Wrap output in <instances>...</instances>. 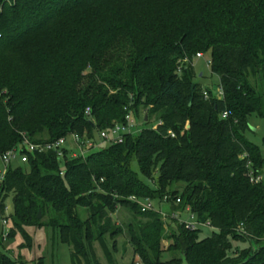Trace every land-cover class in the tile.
Returning <instances> with one entry per match:
<instances>
[{
  "label": "trees",
  "instance_id": "obj_1",
  "mask_svg": "<svg viewBox=\"0 0 264 264\" xmlns=\"http://www.w3.org/2000/svg\"><path fill=\"white\" fill-rule=\"evenodd\" d=\"M202 53L222 98H206L195 81ZM140 108L145 129L122 144L63 161L33 153L25 169L10 168L0 191V213L14 203L8 237L51 227L72 247V264H100L97 244L115 264L107 235L124 233L112 217L121 207L142 264H264V176L248 178L262 175L264 157L245 136L251 114L264 118V0H0V155L22 133L97 143ZM167 186L170 217L189 209L210 237L173 217L168 235L159 211L131 201L159 202ZM167 239L176 244L163 250ZM165 252L183 259L164 262Z\"/></svg>",
  "mask_w": 264,
  "mask_h": 264
},
{
  "label": "rangeland",
  "instance_id": "obj_2",
  "mask_svg": "<svg viewBox=\"0 0 264 264\" xmlns=\"http://www.w3.org/2000/svg\"><path fill=\"white\" fill-rule=\"evenodd\" d=\"M198 55V54H197ZM194 58L193 64L196 72L195 81L200 83L205 91L210 92L213 96H218L219 90V77L211 72L209 62H211L210 53L203 54L204 58ZM185 63L180 62L179 70ZM180 72V71H179ZM146 112L143 108H140L138 115L134 114L136 119V128L133 131L134 136H138L144 129L146 120ZM249 129L246 131V138L249 142L256 145L262 152L264 157V118L253 113L248 118ZM150 128L157 127L156 122H152L149 126ZM105 146V145H103ZM71 147V144H69ZM99 149H93L91 153H97ZM21 151V149H19ZM90 153V152H89ZM90 153V154H91ZM13 168L22 166L26 168L25 164L20 163L19 159L13 161ZM133 168L137 171L138 164L136 161L133 162ZM5 169V164L2 161L0 155V176ZM264 176V167L261 169ZM151 186L155 185V182H149ZM173 186H167L166 194H164L163 199L159 202L156 200H151L156 210L164 213L163 222L165 223L166 232L170 235L171 226H175L176 221L170 217V205L166 203V198L170 197L171 188ZM178 189H182L183 185H177ZM173 189V188H172ZM143 202V201H142ZM159 207H158V205ZM5 213H0V256L9 259L13 264H72L71 253L72 247L66 243H63L60 238V232L58 229L51 227H26L24 232H18L13 238L8 237L3 241L4 234H9L12 228L10 221L8 225L4 226V220L11 217L14 214V203L13 198L10 197L5 201ZM177 215V221L179 223H195L196 218L192 219L191 213L188 211L175 213ZM128 212L119 207L118 210L112 215L116 225L123 229L124 233L116 236V238L111 239L109 235L110 247L112 248L113 257L115 264H142L140 260L135 256L133 246L130 243L127 224L129 223ZM200 230V237L207 238L210 237L214 230L209 226H198ZM175 241L167 239L162 242V249L168 250L174 246ZM235 247L240 250L245 249L249 246V243L235 242ZM96 256L100 264H110L106 255L104 254L101 247L97 244L95 245ZM163 261L168 262L174 258H182L181 255H176L171 252H165L163 254ZM183 259V258H182ZM186 262L183 259V263Z\"/></svg>",
  "mask_w": 264,
  "mask_h": 264
},
{
  "label": "built area",
  "instance_id": "obj_3",
  "mask_svg": "<svg viewBox=\"0 0 264 264\" xmlns=\"http://www.w3.org/2000/svg\"><path fill=\"white\" fill-rule=\"evenodd\" d=\"M197 57L204 58L202 54H198ZM211 62H209V65ZM218 98L223 97V92L221 89L218 90ZM204 95L206 98H208L209 94L207 91H205ZM86 114H91V109L87 108ZM223 118H227V113H224ZM136 128V119L134 117L133 111H129V113L126 116L125 123L124 124H116L112 129L110 130H104L100 132L99 140L97 143H95L91 139L82 138L78 134H71L67 137H63L55 142L50 143H34L31 141V139L28 137L27 134L22 133V140L19 143V145L4 153L1 155L2 161L5 164V169L1 173L0 176V191L2 188L3 181L5 180L6 174L10 170V168L13 167V161L18 160L22 164H26L29 160V154L33 153H43V152H49L52 151L56 153L59 160L63 161L66 155V152L68 153L69 157L72 158H86L89 152H91L93 149L100 148L103 145H113V144H122L125 141V137L127 135L133 134V131ZM169 135L171 137H175L174 133L169 132ZM69 144H71V147H69ZM21 149V151H19ZM248 178L252 184H259L263 181V175L256 174L255 172L251 171L248 175ZM168 198H166L167 200ZM131 201L138 203L141 207L142 212H149L156 210L152 201L149 199L142 201H139L136 198H131ZM177 203H180V200H177ZM5 210H7L5 208ZM158 211V210H156ZM188 212H190L189 209H187ZM162 215L164 213L160 212ZM173 218H177L176 214L172 215ZM192 219L195 218L194 215L191 214ZM4 226L6 227L8 225L7 220H4ZM188 230H197L198 226H209V223L206 224H200L197 221L195 223H183ZM238 232L240 234H245L244 226L241 225L238 228ZM9 234H4V238L6 239Z\"/></svg>",
  "mask_w": 264,
  "mask_h": 264
},
{
  "label": "water",
  "instance_id": "obj_4",
  "mask_svg": "<svg viewBox=\"0 0 264 264\" xmlns=\"http://www.w3.org/2000/svg\"><path fill=\"white\" fill-rule=\"evenodd\" d=\"M148 120V117H146V121ZM41 217V213H39V218Z\"/></svg>",
  "mask_w": 264,
  "mask_h": 264
}]
</instances>
